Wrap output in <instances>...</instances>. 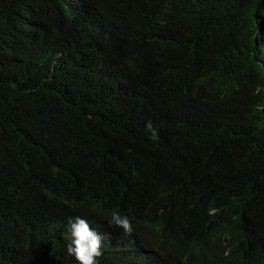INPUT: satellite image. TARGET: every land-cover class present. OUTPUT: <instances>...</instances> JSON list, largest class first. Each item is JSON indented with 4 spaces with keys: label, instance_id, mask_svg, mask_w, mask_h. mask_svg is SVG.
Segmentation results:
<instances>
[{
    "label": "trees",
    "instance_id": "obj_1",
    "mask_svg": "<svg viewBox=\"0 0 264 264\" xmlns=\"http://www.w3.org/2000/svg\"><path fill=\"white\" fill-rule=\"evenodd\" d=\"M76 215L98 264H264V0H0V264H77Z\"/></svg>",
    "mask_w": 264,
    "mask_h": 264
},
{
    "label": "clouds",
    "instance_id": "obj_2",
    "mask_svg": "<svg viewBox=\"0 0 264 264\" xmlns=\"http://www.w3.org/2000/svg\"><path fill=\"white\" fill-rule=\"evenodd\" d=\"M145 129L148 133V138L153 141L160 139L158 128L153 126V122L149 119L145 123ZM68 220V227L70 231V239L66 245L68 255L73 256L77 264H98V257L102 255V245L109 243L113 247L112 233L105 234L98 226V222L89 221L86 217L76 215L70 217ZM107 224L111 228H120L123 230L124 237L134 238L133 233L136 230L133 228V218L126 214H122L119 210H112L110 216L107 217ZM199 220L192 219L186 212L181 217V222L173 226L169 234H185L191 231L194 226H198ZM134 230V231H133ZM141 246H137L140 248ZM152 248V246H150ZM203 252V251H202ZM199 248L187 247L179 249L174 258L175 263L186 264L190 257L197 256L198 261L202 264L199 254L202 253ZM140 253L132 257H122L127 264H148L145 260H149L148 254ZM150 262V261H149Z\"/></svg>",
    "mask_w": 264,
    "mask_h": 264
}]
</instances>
